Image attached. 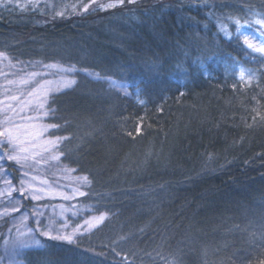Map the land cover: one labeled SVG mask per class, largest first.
<instances>
[{
  "label": "trees",
  "instance_id": "trees-1",
  "mask_svg": "<svg viewBox=\"0 0 264 264\" xmlns=\"http://www.w3.org/2000/svg\"><path fill=\"white\" fill-rule=\"evenodd\" d=\"M256 14L264 0H0V52L74 69L41 124L106 215L22 264H264V53L243 43ZM15 162L0 163L12 182Z\"/></svg>",
  "mask_w": 264,
  "mask_h": 264
},
{
  "label": "rangeland",
  "instance_id": "rangeland-1",
  "mask_svg": "<svg viewBox=\"0 0 264 264\" xmlns=\"http://www.w3.org/2000/svg\"><path fill=\"white\" fill-rule=\"evenodd\" d=\"M256 16L259 17L252 22L256 23L257 31L250 33L246 28L244 33L260 39L261 44L264 42V23L258 24L257 21H264V16ZM13 61L0 52V129L9 127L3 122L10 118L18 129L22 147L28 151L15 162L18 174L15 182L0 172V225L6 220L0 234V264H22L23 252L36 247L20 246L28 236L38 239L40 244L41 238L56 236L71 235L75 240L81 235L91 234L106 218L104 212H95L92 204L82 200L85 180L73 171L57 166L54 141L45 136L46 129L41 124L43 112L39 108L42 102L39 97L63 88L65 80H72L74 69L55 62L23 65ZM236 70L241 78L247 72L239 65ZM21 81L27 83L22 84ZM108 83L130 93L131 89L123 83L114 80H108ZM28 93L35 94L31 97L33 103L23 106V101L30 99ZM132 96L137 97L134 91ZM12 97L17 99L14 101ZM9 104L15 108V113L5 111ZM4 151V147H0V155Z\"/></svg>",
  "mask_w": 264,
  "mask_h": 264
},
{
  "label": "snow or ice",
  "instance_id": "snow-or-ice-1",
  "mask_svg": "<svg viewBox=\"0 0 264 264\" xmlns=\"http://www.w3.org/2000/svg\"><path fill=\"white\" fill-rule=\"evenodd\" d=\"M122 2V0H121ZM131 3L132 0H129ZM115 5H109V7H114ZM258 24L264 23V21H257ZM243 43L248 49H252L254 52L257 53H264V42H261L260 46L257 47L254 40H250L249 36L245 35L243 38ZM22 84H26L27 81H21ZM75 83V81L72 80H65L63 82V88H70L72 84ZM50 94H55V93H50ZM35 94L34 93H28V96L30 99L24 100L23 101V106H29L33 103V100L31 97H33ZM12 100H16V97H12ZM39 100L42 101L39 103V108L40 110L43 111L45 104L48 103L49 101L47 100L46 96H40ZM23 106L21 110H23ZM5 111H11L15 113V108L12 107L11 104L8 105L7 109ZM47 113H45L46 115ZM4 124L9 125V127H4L0 129V137L3 138L2 141H0V147H4L5 151L3 155H0V160L4 158V155H7L8 160H16L19 161L20 155L23 153H26L28 151L27 148L22 147L21 142L19 140V135H18V129L12 124V121L10 118L6 119ZM54 127V126H53ZM12 152L17 153L16 155L10 154ZM86 179V178H85ZM83 195V193H81ZM103 219V218H101ZM55 230V229H54ZM47 235V233H45ZM53 239H58V240H65L68 242H72L73 237L71 235H66V236H56L53 237ZM21 247H30V246H40V241L38 239H35L32 236H28L26 240H22L20 242Z\"/></svg>",
  "mask_w": 264,
  "mask_h": 264
}]
</instances>
